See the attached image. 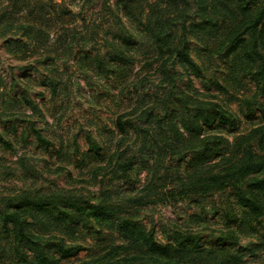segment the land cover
Masks as SVG:
<instances>
[{"label": "trees", "instance_id": "trees-1", "mask_svg": "<svg viewBox=\"0 0 264 264\" xmlns=\"http://www.w3.org/2000/svg\"><path fill=\"white\" fill-rule=\"evenodd\" d=\"M99 11L78 25L62 1L0 0L2 50L33 57L20 76L0 74V151L15 158L0 157L1 174L21 184L0 192V264H264V0ZM72 73L115 104L84 147L38 126ZM241 81L249 94H230ZM31 150L94 190L58 186ZM168 207L185 210L155 218Z\"/></svg>", "mask_w": 264, "mask_h": 264}, {"label": "rangeland", "instance_id": "rangeland-1", "mask_svg": "<svg viewBox=\"0 0 264 264\" xmlns=\"http://www.w3.org/2000/svg\"><path fill=\"white\" fill-rule=\"evenodd\" d=\"M61 1L74 14H79L78 16H76L78 25H81V23L83 22H85L86 25H91L92 22H97V20L99 19V10L104 0H76L73 4H69L67 0H55L57 4ZM110 1L112 2L113 0ZM64 22H66V18L64 19ZM74 24L75 23L73 22L65 23V25L71 26ZM78 29L80 31L84 30L82 27H79ZM54 48L56 47H50L49 50ZM29 54L30 53L26 55L28 56L26 57L27 61H21L20 57H13V55L4 52L2 50V47L0 46V74L6 75L12 71L16 76H20L21 70H19V66H23L27 64V62L33 60V57H29ZM194 57H197V54L195 52ZM221 71L222 70H219V74H221ZM225 72L226 71L224 70V74ZM70 76V80L66 83L68 86L67 93L65 92V95L58 98L54 105L50 103L49 94L47 93L45 95L44 106L42 105V108L44 107L42 111L44 113L45 123L44 121L39 122L38 126L39 128L45 130L43 134L53 140L56 145L59 143V140L69 141L74 135H77L78 144L81 147H84L85 143L82 138L84 131L91 129L93 130V133H96V128L98 126H101L99 121L109 124V120L115 112V104L110 101V97L101 99L98 96V94L101 93L100 91L98 93V90H100L98 89V87L96 89L95 87H87L86 85H84L81 77L79 79L77 74L72 73L70 74ZM195 83L197 87L200 88L198 82ZM230 84L232 87H234V84L232 82H230ZM227 86L229 87V93L232 95L247 96V94H249L248 87H246L242 81L240 83L241 88H237V91L234 90V88H232L230 85ZM38 92H42V88L37 85L36 81L35 84L32 83L31 95L36 96L35 94H37ZM230 108L232 110H236V105L230 103ZM246 124L247 123H244L243 121V124L241 126L244 127L246 126ZM29 156L37 162V165L39 167L42 166V160H48L47 165L51 168L52 171L49 173H45V176L48 177L49 180H53L54 178H56V183L58 184V186L68 189H78L80 186H82L84 192H86L87 189L94 190V187H91V185L84 182L80 183L77 181L78 178H82L83 176H81L78 171H74L71 166H68V169L73 172L74 179L69 178L66 175H61L59 177L58 166H62L61 164L64 163L60 164L56 161L55 158L48 159L46 155L34 150H31L29 152ZM0 157L2 158L1 161L4 164H11V162H13V160L15 159L14 157H12V155L3 153L1 151ZM1 172L2 170L0 168V192L6 193L9 189L11 190L14 187H19L21 185L15 178L6 179L4 175L1 174ZM184 210V207L160 208L154 211V214L155 218L159 216L158 218H161L162 221H177L178 214L183 213ZM244 242V244H246L248 240Z\"/></svg>", "mask_w": 264, "mask_h": 264}]
</instances>
